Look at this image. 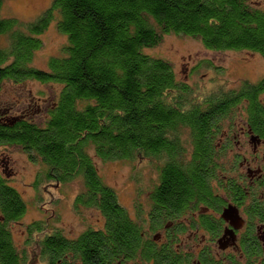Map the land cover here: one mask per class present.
<instances>
[{
    "label": "trees",
    "instance_id": "1",
    "mask_svg": "<svg viewBox=\"0 0 264 264\" xmlns=\"http://www.w3.org/2000/svg\"><path fill=\"white\" fill-rule=\"evenodd\" d=\"M4 1L0 90L28 81L59 89L38 123L28 114L9 117V108L1 107L0 146L19 147L38 165L35 191L47 182L60 187L78 180L73 207L94 209L102 220L98 228L85 220L86 230L71 240L47 231L43 221L25 226L38 238L37 264H163L166 250L146 233L163 227L167 194L193 190L204 179L200 169L209 163L199 159L211 156L228 116L245 114L264 139V76L204 96L179 82L169 61L145 50L173 34L196 39L207 50L246 51L264 60V7L248 0H53L39 18L22 21L1 16ZM53 21L67 44L45 69L37 68L32 64L43 48L41 36ZM97 162L129 166L131 206L149 192L150 209L138 206L131 216ZM10 171L0 168V264H27L35 258L21 259L10 246L9 226L22 225L27 207L7 183ZM235 195L233 190L230 198ZM157 219L162 224L156 227Z\"/></svg>",
    "mask_w": 264,
    "mask_h": 264
},
{
    "label": "rangeland",
    "instance_id": "2",
    "mask_svg": "<svg viewBox=\"0 0 264 264\" xmlns=\"http://www.w3.org/2000/svg\"><path fill=\"white\" fill-rule=\"evenodd\" d=\"M53 0H5L2 5V17H16L22 21H34L39 18ZM256 1L258 6L264 7V0ZM27 23V22H26ZM64 34L58 33L54 21L49 24L41 36L43 48L33 60V66L45 69L47 59L57 54L67 44ZM151 57H160L171 63L173 72L179 82L188 84L199 94L212 95L216 90L229 89L238 85L240 80L249 84L258 83L264 76V60L259 54L249 52L207 50L200 41L173 34L163 37L161 43L153 49L145 50ZM59 86L41 85L28 81L20 86L3 85L0 90V108L7 107L9 117L28 114L33 122L38 123L45 116V109L55 100L54 94ZM264 102V96L261 97ZM28 118V120H29ZM0 164L12 168L8 177H13L7 183L16 189L26 202V213L20 221L22 225H11L13 243H20L24 236L21 231L32 222H44L47 231L59 230L67 239H75L86 230L85 220L91 227L102 225L101 216L94 209H80L73 207L74 199L80 191V183L74 180L61 185L44 183L33 189V183L38 171V165L30 161L27 154L19 147L0 146ZM3 167L0 166L2 169ZM99 174L106 184L115 187L121 203L133 214L131 199L133 191L130 181L129 166L115 163L102 164L97 162ZM147 168L142 164L138 166ZM12 172V173H11ZM147 174L142 177L146 178ZM143 178V179H144ZM145 180L143 184H145ZM75 209H80L79 215ZM55 210L59 215L52 212ZM79 211V210H78Z\"/></svg>",
    "mask_w": 264,
    "mask_h": 264
},
{
    "label": "flooded vegetation",
    "instance_id": "3",
    "mask_svg": "<svg viewBox=\"0 0 264 264\" xmlns=\"http://www.w3.org/2000/svg\"><path fill=\"white\" fill-rule=\"evenodd\" d=\"M224 123L211 156L199 159L209 165L200 169L204 179L196 185L198 192L195 187L180 190L177 196L167 194L165 223L153 222L163 227L146 233L166 250L163 264H264V139L247 124L245 114L233 120L228 116ZM233 190L236 195L230 198ZM149 195L136 200L135 193L132 214L138 206L150 209ZM21 233L20 243L10 237L12 250L21 259L35 258L27 264H37V236L32 237L27 227Z\"/></svg>",
    "mask_w": 264,
    "mask_h": 264
},
{
    "label": "water",
    "instance_id": "4",
    "mask_svg": "<svg viewBox=\"0 0 264 264\" xmlns=\"http://www.w3.org/2000/svg\"><path fill=\"white\" fill-rule=\"evenodd\" d=\"M234 214H235V211H234Z\"/></svg>",
    "mask_w": 264,
    "mask_h": 264
}]
</instances>
